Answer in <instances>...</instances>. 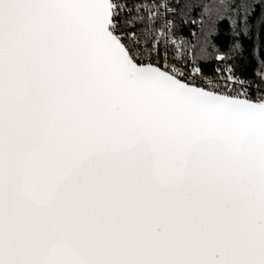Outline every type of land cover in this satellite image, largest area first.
I'll use <instances>...</instances> for the list:
<instances>
[{
  "label": "snow or ice",
  "instance_id": "1",
  "mask_svg": "<svg viewBox=\"0 0 264 264\" xmlns=\"http://www.w3.org/2000/svg\"><path fill=\"white\" fill-rule=\"evenodd\" d=\"M0 264H264V0H0Z\"/></svg>",
  "mask_w": 264,
  "mask_h": 264
}]
</instances>
